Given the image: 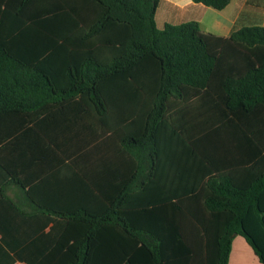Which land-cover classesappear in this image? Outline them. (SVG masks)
Here are the masks:
<instances>
[{
	"label": "trees",
	"instance_id": "trees-1",
	"mask_svg": "<svg viewBox=\"0 0 264 264\" xmlns=\"http://www.w3.org/2000/svg\"><path fill=\"white\" fill-rule=\"evenodd\" d=\"M159 1L0 0V264H264V27Z\"/></svg>",
	"mask_w": 264,
	"mask_h": 264
},
{
	"label": "crops",
	"instance_id": "crops-1",
	"mask_svg": "<svg viewBox=\"0 0 264 264\" xmlns=\"http://www.w3.org/2000/svg\"><path fill=\"white\" fill-rule=\"evenodd\" d=\"M166 10L161 16L162 25L158 23L159 5L156 13V23L159 29H163L167 23L182 24L189 21L200 23L205 33L221 37H229L231 33L242 27L262 26L264 27V0H231V3L222 11L214 10L203 4L194 3L191 0H164ZM7 190V195L12 190ZM19 190H17V196ZM13 197H11L14 200ZM228 264H262L252 247L245 238L238 235L232 242Z\"/></svg>",
	"mask_w": 264,
	"mask_h": 264
},
{
	"label": "rangeland",
	"instance_id": "rangeland-1",
	"mask_svg": "<svg viewBox=\"0 0 264 264\" xmlns=\"http://www.w3.org/2000/svg\"><path fill=\"white\" fill-rule=\"evenodd\" d=\"M166 5H167V3L164 0H161L160 6H159V13H158V23H159V25H162L163 19H162L161 16L163 15L164 11L166 10ZM9 195L11 197H13L14 199H16L17 190L13 189L12 191L9 192Z\"/></svg>",
	"mask_w": 264,
	"mask_h": 264
}]
</instances>
